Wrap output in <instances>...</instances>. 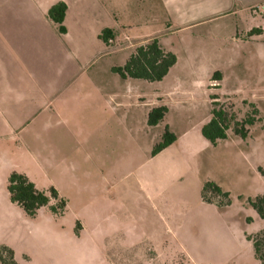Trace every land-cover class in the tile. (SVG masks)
<instances>
[{"label": "rangeland", "instance_id": "obj_1", "mask_svg": "<svg viewBox=\"0 0 264 264\" xmlns=\"http://www.w3.org/2000/svg\"><path fill=\"white\" fill-rule=\"evenodd\" d=\"M129 1L131 19L121 25L158 34L176 66L159 83L123 80L100 73L124 66L137 46L103 52L86 78L113 94L107 110L94 102L87 117L88 107L72 105L60 129L43 134L42 114L21 136L0 140V247L13 250L17 264H260L249 237L264 231L250 205L264 195V34L251 31L264 29V0L234 1L211 23L174 30L153 0ZM213 98L239 122L258 111L247 138L231 129L212 146L203 137ZM157 105L168 113L151 127ZM166 128L177 141L155 156ZM23 172L38 190L55 188L65 211L53 213L52 201L30 218L12 204L9 178ZM207 183L229 194L228 206L203 199Z\"/></svg>", "mask_w": 264, "mask_h": 264}, {"label": "crops", "instance_id": "obj_2", "mask_svg": "<svg viewBox=\"0 0 264 264\" xmlns=\"http://www.w3.org/2000/svg\"><path fill=\"white\" fill-rule=\"evenodd\" d=\"M153 1L165 13L170 30L211 23L238 2L224 0L225 7L219 9L212 0ZM58 3L67 5L65 35L48 17ZM130 10L129 0H0V140L21 136L42 114H48L49 120L43 134L60 129L66 124L62 112L72 105L88 107L87 117L94 115V102L107 110L113 94L100 86L98 78H86L87 66L103 52H117L127 44L139 47L158 36L139 25H121L131 19ZM104 30L116 34L111 48L101 40ZM115 68L105 66L100 74H115ZM41 135L36 141L46 143ZM6 170L12 171L7 161ZM22 174L32 182L27 173Z\"/></svg>", "mask_w": 264, "mask_h": 264}, {"label": "trees", "instance_id": "obj_3", "mask_svg": "<svg viewBox=\"0 0 264 264\" xmlns=\"http://www.w3.org/2000/svg\"><path fill=\"white\" fill-rule=\"evenodd\" d=\"M67 14V5L58 3L53 6L48 17L56 26L60 35H65L67 30L64 22ZM251 34L262 35L264 29H255ZM115 33L112 30H104L101 40L105 44H109V40L115 39ZM177 64V58L171 52H167L158 39H154L142 46L137 47L123 67H117L113 71L117 73L123 80L133 79L141 80L148 83L162 82L169 74L172 68ZM220 73L215 75L214 80L220 79ZM218 78V79H217ZM214 108L212 110L211 121L203 127V137L212 145L216 146L219 142L228 139V132L233 129L236 136L247 138L250 127L257 122L258 111L253 110V114L239 122L235 114L229 113L218 101L219 98H213ZM168 113L166 106H159L152 109L149 114V125L156 127L162 123ZM177 141L175 134L170 132L168 128L163 135V141L156 146L154 155H158ZM8 193L12 204L20 207L24 213L30 217H36L38 211L44 207L51 205L52 201L58 202L57 206H51V211L55 214L63 213L66 208L64 200L60 199L58 192L52 188L49 193L42 192L37 189L25 175L13 173L9 178ZM212 195L214 199H222L226 203L215 202L209 197ZM203 199L209 203L217 204L220 207L228 206L229 194L223 193L220 187L213 183L205 184L203 188ZM221 201V202H222ZM250 205L257 213L261 220H264V195L250 201ZM249 241L253 245L254 256L260 264H264V231L257 235L249 237ZM0 264H17L13 250L3 246L0 247Z\"/></svg>", "mask_w": 264, "mask_h": 264}, {"label": "built area", "instance_id": "obj_4", "mask_svg": "<svg viewBox=\"0 0 264 264\" xmlns=\"http://www.w3.org/2000/svg\"><path fill=\"white\" fill-rule=\"evenodd\" d=\"M264 10V7L262 8ZM113 44V40H109V45Z\"/></svg>", "mask_w": 264, "mask_h": 264}]
</instances>
